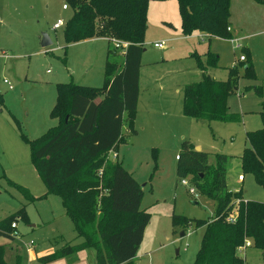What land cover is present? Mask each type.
<instances>
[{
    "label": "rangeland",
    "instance_id": "1",
    "mask_svg": "<svg viewBox=\"0 0 264 264\" xmlns=\"http://www.w3.org/2000/svg\"><path fill=\"white\" fill-rule=\"evenodd\" d=\"M63 4L66 0H0V220L16 218L17 241L25 248L20 264H96L92 249L45 262L30 255L31 251L40 256L82 241L61 198L47 192L33 162L31 142L60 123L52 113L57 83L73 80L100 87L104 79L107 41L98 38L67 45L64 30L72 9H63ZM230 12L229 27L236 41L202 33L185 36L176 0L149 3L140 67L141 121L136 122L134 134H128L117 150L107 154V159L121 162L143 189L138 212L121 214L134 219L143 212L150 214L136 264H194L196 260L204 227L186 224L185 219L208 220L216 203L199 190L190 193L189 187L195 186L193 172L179 176L176 156L184 139L208 152L211 165L217 153L230 155L229 190H241L246 201L264 203V185L252 173L243 174L240 163L249 143L247 132L264 125V3L231 0ZM58 19L64 25L54 29ZM44 33L52 40L48 47L41 46ZM156 42L164 47L156 48ZM208 53L219 58L218 65L208 67L207 73L221 80H237L238 75L230 70L239 74L237 89L227 102L232 112L241 115V122H198L183 115L184 87L203 78L200 62L206 65ZM241 55L247 60L241 61ZM247 64L252 65L250 71ZM257 87H261V95L255 91ZM240 174L243 181L238 180ZM182 179L191 185L182 184ZM22 188L34 201H29ZM23 209L27 220L15 215ZM112 219L116 220L114 226L121 225L120 218ZM10 241L0 237V244ZM245 243L239 252L245 264H264L262 252L250 239ZM7 260L12 264L9 257Z\"/></svg>",
    "mask_w": 264,
    "mask_h": 264
},
{
    "label": "trees",
    "instance_id": "2",
    "mask_svg": "<svg viewBox=\"0 0 264 264\" xmlns=\"http://www.w3.org/2000/svg\"><path fill=\"white\" fill-rule=\"evenodd\" d=\"M150 1L66 0L72 9L64 30L67 45L106 38L108 46L103 85L91 87L73 80L57 83V103L52 113L60 123L31 142L33 162L47 192L61 198L66 215L82 239L78 244H66L41 256L42 262L92 249L96 264H136L150 214L143 212L136 219L121 214L138 212L143 189L121 162L107 159V154L122 139L124 114L126 120L132 121L137 110ZM176 1L185 36L204 33L209 37L233 38L228 30L231 0ZM115 42L121 47H116ZM218 58L208 53L206 65L200 62L203 78L185 85L182 112L198 122L238 123L241 115L230 110L227 100L237 89L239 74L230 70V74L238 75L237 80H221L207 73L208 67L218 65ZM251 68V64L246 65L247 70ZM255 91L262 94L261 87ZM246 135L249 143L240 156L243 174L252 173L264 185V125ZM230 158L217 153L215 164L211 165L209 153L196 150L185 139L177 155L179 176L193 172L196 191L216 203L208 220L185 219L186 224L204 227L194 264H245L239 252L248 239L264 255V203L246 201L241 190H229ZM10 184L21 188L14 182ZM102 189L105 194H101ZM21 190L29 201H34L35 197L26 189ZM231 212L237 213L235 220ZM15 215L27 220L25 209ZM112 216L120 218V226H114L116 220ZM15 219L10 216L0 220V237L17 239L11 226ZM6 252V246L0 245V264H9ZM21 259L17 255L15 264H20Z\"/></svg>",
    "mask_w": 264,
    "mask_h": 264
},
{
    "label": "crops",
    "instance_id": "3",
    "mask_svg": "<svg viewBox=\"0 0 264 264\" xmlns=\"http://www.w3.org/2000/svg\"><path fill=\"white\" fill-rule=\"evenodd\" d=\"M63 9H65L64 8V4H63ZM68 9V8H67ZM55 24V23H54ZM231 31H232V29H231ZM199 34H201V33H199ZM202 34H204V33H202ZM207 35V34H206ZM94 39H98V38H93V39H89V40H85V41H81V42H77V43H86V42H89V41H93ZM103 39H105V41H107V44H108V39H106V38H103ZM232 39H235L234 37L232 38ZM108 46V45H107ZM107 46H106V48H107ZM164 47V46H163ZM156 48H158V47H156ZM105 55H106V51H105ZM104 64H105V60H104ZM103 72H104V69H103ZM6 80V79H5ZM140 82V81H139ZM141 99H142V97H141V93H140V91H139V99H138V104H137V110H136V113H135V115H134V118H133V120L132 121H129V120H126V118H127V114L125 113L124 114V117H125V124H123V127H122V139H121V141H119V143L120 142H122V141H125L126 140V136L128 135V134H134L135 133V125H136V122H138V120L139 121H141V115H140V111H139V105H140V102H141ZM141 106V105H140ZM151 114V113H150ZM124 125H126V127H127V129L124 131L123 130V128L125 127ZM118 143V144H119ZM118 144H117V146H114L113 148L114 149H111L110 150V152H112L113 150H117L118 149ZM109 152V153H110ZM115 152H113V154H114ZM113 154H111L112 156H114ZM116 154H118V153H116ZM178 155V154H177ZM177 157V156H176ZM116 159V158H115ZM33 226V225H32ZM18 239H15L14 241H10V242H8V243H11V244H8V243H3V244H0V245H4V246H6V247H8V251L6 252V259L9 257L10 258V260L12 261V264H15L16 263V260H15V258H16V256L17 255H19V256H21V258L23 259V253H24V250H25V248H23V246L20 244V242L19 241H17ZM28 245V244H27ZM52 252H54V251H52ZM52 252H48V253H46V254H49V253H52ZM46 254H43V255H46ZM30 255L32 256V257H37L38 259L41 257V256H43V255H38L37 253H35V252H33V251H31V253H30ZM12 257V258H11ZM22 259H21V261H22ZM40 260V259H39Z\"/></svg>",
    "mask_w": 264,
    "mask_h": 264
},
{
    "label": "built area",
    "instance_id": "4",
    "mask_svg": "<svg viewBox=\"0 0 264 264\" xmlns=\"http://www.w3.org/2000/svg\"><path fill=\"white\" fill-rule=\"evenodd\" d=\"M68 7H69V6H68L67 4H64V8H65V9H67ZM63 25H64V21H63L62 19H58V20L55 22V24L53 25V28H54V29H58V28H60V27L63 26ZM228 30H231V27H228ZM232 40H233V41H236V39H232ZM115 46H116V47H121V45H120L119 42H115ZM123 46H127V44L124 43ZM154 46H155V47H158V48H163L164 44H163L162 42H156V43H154ZM235 47H236V48H239L240 45H239V44H236ZM244 59H245V56H244V55H241V56H240V60L242 61V60H244ZM5 82L7 83V80H5ZM113 155H114V157H117V154H116V153H114ZM100 172H101V171H100ZM238 180H239V181H243V180H244V175H243V174H240V175L238 176ZM181 182H182V184H184V185H189V184L191 185V183H189V181H187V180H185V179H182ZM189 191H190V193H192V194H195V193L197 192L196 189H195V187H193V186H190V187H189ZM236 214H237V213H235V212H231L232 220H235ZM11 226H12L13 229H15V230L13 231L14 236H15L16 238H20V237H19V232L17 231V223H16V222H13ZM31 245H32V242L28 243V247H31ZM245 246H246V243H245Z\"/></svg>",
    "mask_w": 264,
    "mask_h": 264
},
{
    "label": "water",
    "instance_id": "5",
    "mask_svg": "<svg viewBox=\"0 0 264 264\" xmlns=\"http://www.w3.org/2000/svg\"><path fill=\"white\" fill-rule=\"evenodd\" d=\"M51 44H52V40L49 38V36L46 33H44L43 37L41 39V46L42 47H48ZM67 118H66V120H67ZM196 150H201V148L200 147H196ZM201 175H203V174H201ZM182 234H184V233H182Z\"/></svg>",
    "mask_w": 264,
    "mask_h": 264
}]
</instances>
